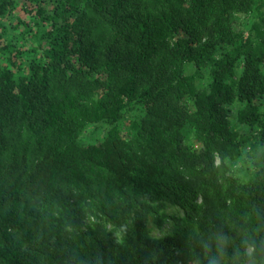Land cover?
Here are the masks:
<instances>
[{
	"label": "trees",
	"instance_id": "obj_1",
	"mask_svg": "<svg viewBox=\"0 0 264 264\" xmlns=\"http://www.w3.org/2000/svg\"><path fill=\"white\" fill-rule=\"evenodd\" d=\"M32 1L0 21V264H264V0Z\"/></svg>",
	"mask_w": 264,
	"mask_h": 264
},
{
	"label": "rangeland",
	"instance_id": "obj_2",
	"mask_svg": "<svg viewBox=\"0 0 264 264\" xmlns=\"http://www.w3.org/2000/svg\"><path fill=\"white\" fill-rule=\"evenodd\" d=\"M37 10L36 3H34L32 0H21L18 5L13 8L9 9L8 12L6 13V16L1 18L0 21H5V23L8 24L9 28L13 27H20V32L24 31L23 27L24 25L22 24L23 22L28 23L30 20L31 12L35 13ZM2 28L0 27V32ZM21 41H15V44L18 46H23ZM27 45H31V41H27ZM26 47H22L24 50ZM17 52H14L11 54V57L13 61L17 65L20 64L21 58L19 57ZM9 56L4 57L5 61H7ZM127 126H128V120L125 121L124 127H123V133H127ZM103 133V127L101 128H93L90 130V132L87 135V140L91 142H97L100 138V136ZM241 174L242 171H240ZM164 211L168 214L169 218L166 220V222L163 224V226L160 229H157L154 227L153 222L151 221L150 226H151V235L155 237H164L166 235L172 234L173 231L175 230V222L176 221H181L184 222L187 220V212L178 207V206H171L167 205L164 208ZM106 226L111 230L113 226L109 222H105ZM252 253L251 248L249 249V254Z\"/></svg>",
	"mask_w": 264,
	"mask_h": 264
}]
</instances>
